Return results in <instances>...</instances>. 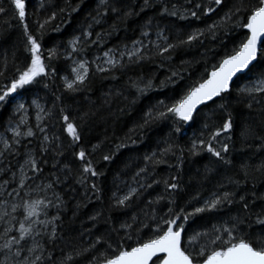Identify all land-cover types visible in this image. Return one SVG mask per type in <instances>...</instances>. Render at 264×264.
Listing matches in <instances>:
<instances>
[{"label": "snow or ice", "instance_id": "1", "mask_svg": "<svg viewBox=\"0 0 264 264\" xmlns=\"http://www.w3.org/2000/svg\"><path fill=\"white\" fill-rule=\"evenodd\" d=\"M188 2L192 4V8H184L181 11L176 5L169 8L167 0H161L160 15L166 14L173 17L179 15L181 19L191 16L200 20L202 15L215 13L218 7L222 6L224 0H210V4L207 6L199 2L193 3V0H188ZM121 3L122 0H99L95 15L90 16L91 22L86 27L80 28L77 34L67 42L64 58L71 61V79L69 74L60 76L64 82L65 90L76 93L86 86L92 65H95L97 73L112 72L117 67L125 68L127 66L124 57L128 58V63L138 64L150 59L153 52L157 56H164L184 46H190L204 37L206 33L211 34L215 39L217 32L228 33L237 28L245 29L247 30L245 35L240 39L238 45L233 47L230 54L226 53L218 61V64H213L210 71L206 68L201 79L187 86L178 98L169 97L171 103H166L163 99L158 100L145 112L143 123L129 131L143 130L158 120H167L170 117H176L183 122L193 121L194 113L199 110L198 106L207 107L208 102H211L215 107L210 110L211 116L203 125L207 134L202 130L198 136L192 138L187 149L178 143H170L166 139L167 146L165 148L161 149L159 153L153 152L146 155L144 160L147 164H152L154 170L155 165L166 163L163 157L171 153L172 156H175L176 167L179 169L183 163L185 151L193 156L206 151L215 158V163L231 165L232 160L228 157L233 150V144L230 142L235 124L231 82L234 78L246 76V83L237 89L236 97V103L246 101L244 106L248 110L241 129L242 143L248 147L255 144L256 151L264 152V0H233L231 7L218 21L208 25L206 29H194L184 39H180L178 36L175 42H169L171 38L165 34L166 30L157 24L156 40L145 45L143 38L149 36V31L153 27L154 18H149L142 26L141 39L132 41L131 48L124 45L119 53L115 49H108L103 52L102 56H97L92 60L77 59V56L83 55L89 44V39L93 35L91 31L93 25L101 24L102 19L109 13L115 14L123 20L140 14L131 7L124 11L122 7L116 6ZM79 7V4L76 7H71L69 3H66L65 7L59 8L58 11H52L51 15L44 20L34 21L37 28L33 32L26 22L28 16L26 0H0V16L8 17L3 23L7 25L10 20L19 21L25 37L24 51L30 57L22 62V66L16 68L10 84L0 87V105L6 106L15 101L19 90L25 89L26 86L38 85L48 76L55 78L57 69L51 68L50 62L58 57L59 50L55 46L48 49V62H46L42 50L45 30L50 22L57 19L58 14L63 15L65 12H67L69 20L62 22L70 23L72 13L77 12ZM150 7H152L151 0H143L140 11L143 12L145 8ZM44 8V0H39L37 12ZM56 30L58 31L59 27ZM104 35L106 33H95L96 39L92 40L91 44L102 43ZM221 47H224L223 43ZM12 56L15 59L16 53L13 52ZM166 58L170 60L171 56L168 55ZM187 63L189 62L182 61V65ZM7 64L8 56L5 53L4 66L7 67ZM49 68L51 71H47ZM64 71L67 72V69ZM0 76H4V72L0 71ZM177 78L183 79L178 71H172L165 80L160 82L159 87L164 88L169 84H176ZM130 84L140 95L154 87L153 80L150 78L145 81L143 76L130 80ZM44 87L47 88L48 85L44 84ZM56 101L61 104L64 102L60 95L56 96ZM31 106L37 109L35 130L28 122V108L25 103L16 101L13 104V117L19 115V119H10L5 134L0 135V158H4L6 153L12 156H23V161L17 162L18 169L12 172L13 180L17 183L16 187L7 193L11 199L0 198V264H78V259L84 258L85 254L91 256L88 264H264V208L255 214L254 223L261 227V231L253 236L250 231L252 223L249 221H252L251 208L254 203L250 204L248 193L240 194L239 190L240 186L246 184L250 178L255 180L257 175L264 177V159H261L258 164L242 163L237 172V176L242 174L241 179L226 178L228 185L233 186V191L213 192L209 198L204 199L199 207L193 208L190 212L186 211V206H190L193 201L199 203V193L185 201L184 206L180 205L179 200L185 192L182 179L179 172L176 175H170L163 180L167 196H158L155 201L148 202L147 207L150 211L144 213V220L140 219L138 213H133L122 221L118 228L113 227L107 233V238L97 236L87 247L74 246L73 237L69 236L66 239L61 234L65 230L61 217V211L65 210V202L54 188V185L60 182L59 178L55 177L53 173L52 176L55 178H49L46 183H34L35 180L41 179L43 176L41 164L47 163L46 159L41 161L38 153H47L55 149L57 155H63L61 151L63 145L56 143L60 137L50 136L49 129L42 126L46 117L52 118L53 110L46 111L44 106L39 103L38 96L32 100L29 107ZM56 106L54 102L53 109ZM89 116L90 113L85 112L79 117H73L69 106L59 108L58 119L63 121V131L71 136L73 144L82 141ZM173 131L180 132L181 129L174 126ZM7 132H11V137L7 136ZM22 137H38V149L32 147L31 140L27 145H22ZM129 139L131 138L129 137ZM18 145L24 147L23 153L18 151ZM125 146L121 142L116 148L119 150ZM99 147V144L93 145L89 151L81 146L80 150L74 153L80 162L77 183L84 185L86 192L96 193L97 199L100 198L101 189L95 182L89 186L87 181L90 178L103 175L96 170L94 161L90 158ZM114 155L115 152H112L103 155L102 159L110 161ZM158 155L160 159H157ZM64 167L71 172L69 165ZM3 170L0 168V171ZM212 171H214L212 167L205 166L206 173ZM146 173H148L147 166L135 173L133 183L137 186H129L125 194L112 193L113 204L110 205V210L129 209L132 201L141 195L139 189L152 186L145 185L138 179ZM29 181L32 183L30 184ZM153 183H160V181H153ZM9 184L8 180H4L2 186L6 189ZM219 187L223 188L224 185L221 184ZM49 192L51 196L48 195ZM251 195L255 197V191H252ZM237 196H239L238 200ZM163 199L168 200L167 212L158 215L153 205ZM259 199L264 200V196ZM225 204H237L240 206V211L235 216H229L223 222L212 225L211 229L194 231L186 242L183 240V235L187 231L186 224L192 217L202 213H216ZM80 207L81 205L78 203L77 210ZM51 208L56 209V215H49L48 210ZM73 215L75 216L76 212ZM100 216L101 213L96 212L88 217L93 222V227ZM108 219L111 220V217ZM67 227L70 230L71 224ZM145 229L149 230L152 235L147 239H141V233ZM87 231L90 233L91 229ZM121 231L124 232V235L120 236L119 240H114L112 233L119 235ZM133 232L137 239L135 245L131 246L126 242L132 241ZM83 238L84 233H81L80 239L83 240ZM201 238H204L206 243L201 244L197 251L195 244ZM60 242H63V246H59ZM98 245H106L105 250L93 255L92 253L96 252ZM58 246L59 256L56 255Z\"/></svg>", "mask_w": 264, "mask_h": 264}, {"label": "trees", "instance_id": "2", "mask_svg": "<svg viewBox=\"0 0 264 264\" xmlns=\"http://www.w3.org/2000/svg\"><path fill=\"white\" fill-rule=\"evenodd\" d=\"M202 3L209 5L210 0H193V3ZM45 8L37 12L39 0H26V11L28 13L26 22L31 31L35 32L37 25L34 23L37 19L44 20L51 15L52 11H58L59 8L65 7L69 3L71 7L80 5L77 12L72 13L70 23L64 24L62 21L69 20L67 12L58 14L57 19L49 23L45 30L42 41V50L47 61V50L52 47H57L59 55L54 58L51 63V68L57 69L55 78L48 76L41 80L38 85L26 86L25 89L19 90L18 95L25 99L28 106L37 96L39 103L44 106L45 110L52 109L53 116L51 119L47 117L42 122V126L49 129L50 136L56 135L60 137L57 144H62L61 151L63 155H57L56 150H50L47 153H38L41 161L47 160V163H42L43 176L41 179L34 181L35 184L46 183L49 178H59V183L54 185L55 191L59 193L64 202L65 210L61 211V217L65 225V230L62 235L67 239L73 237V245L77 247H87L91 241H94L97 236L107 238V233L113 227L118 228L119 224L130 217L133 213H138L141 220H144V213L149 212L147 207L149 201H155L158 196H167L163 180L170 175H176L179 172L182 179V185L185 192L179 200L180 205L184 206V202L197 193L200 195L199 203L193 201L190 206H186V211H192L193 208L199 207L204 199L209 198L213 192L233 191V186L228 185L227 177L241 179L242 174L237 176L240 165L244 162L258 164L261 159H264V152L256 151L255 144L248 147L242 143L241 129L243 120L248 114L244 103H236L237 89L246 83V76L235 78L231 83L232 110L235 117L234 131L232 133L233 150L229 153V159L232 160L231 165H222L215 163V158L211 154L201 152L199 155H191L187 151L184 153L183 163L177 169V160L171 153L163 157L166 163L155 165L153 170L152 164H147L144 160L146 155L159 151L167 145L165 140L170 143L175 142L183 146L185 149L190 145L192 138L198 136L203 130L207 134V130L203 129V125L211 116L210 110L215 107L211 102H208L207 107L199 106L198 111L194 113L195 119L189 122L180 121L176 117H170L167 120H158L152 123L147 128L139 131L130 132L137 125L143 123L145 112L154 105L158 100H165L166 103H171L169 97L178 98L187 86L198 82L205 69L209 71L213 64H218V61L227 53L230 54L234 46H237L240 39L245 35V29H235L234 31L225 33L223 31L216 33V38L209 33H206L200 40L194 42L190 46H184L177 49L175 52H170L164 56H157L154 52L150 59H146L138 64L128 63L127 57L124 61L127 64L125 68L117 67L112 72L97 73L92 65L91 74L86 86L82 87L76 93L67 92L64 88V82L60 76L70 75V60H65L64 54L67 42L73 35H76L78 30L86 27L90 23V16H94L97 10L99 0H44ZM169 8L176 5L177 8L183 11L184 8L191 9L192 4L188 0H167ZM233 0H224L222 6H219L215 13L202 15L200 20L191 16H186L181 19L179 15L173 17L169 15H160L162 6L161 0H151L152 7L145 8L140 11L143 5V0H122L121 4L116 5L127 11L131 7L139 15H133L126 20L118 18L115 14L109 13L102 19L101 24L93 25L91 31L92 37L89 39V44L85 48L81 58L92 60L100 56L108 49L119 51L124 45H132V41L141 39V30L144 22L149 18L153 19V27L149 31V36L145 38V45L156 39V25L166 30L165 34L171 39L169 42H175L179 36L180 39L186 38L187 34L194 29H206L208 25L218 21L219 18L231 7ZM8 17L0 16V71L4 72V76H0V87L5 84H10L11 78L15 74L16 68L22 66V62L30 57L24 51L25 37L23 35L22 25L18 20H10L9 24L5 25L3 21ZM57 27L59 30L57 31ZM95 33L105 34L103 42L93 45L92 40L96 39ZM144 39V38H143ZM148 39V40H147ZM223 43L224 47H221ZM16 53V58L13 59L12 53ZM7 53L8 64L4 66V55ZM170 55L171 59L166 57ZM182 61L189 63L183 64ZM51 68L47 71H51ZM67 69V72L64 71ZM172 71H178L183 79L177 78L176 84H169L167 87H159L160 82L165 80ZM143 76L145 81L153 80V89L140 95L135 88L131 87L130 80H135L137 77ZM115 77V78H113ZM205 78V77H204ZM44 84L48 87L45 88ZM174 89V91H173ZM63 97V104L56 101V96ZM107 100V102H106ZM56 107L53 109V104ZM15 101L8 103L6 106L0 105V135L5 134L6 127L10 119L17 120L18 115L13 117V104ZM219 103V101H217ZM69 106V111L73 117H79L82 113H90L87 121V127L84 129L82 141L78 144H73L71 136L63 131V121L58 119L59 108ZM27 119L35 130L36 124V109L31 106L28 108ZM219 114L217 113V116ZM215 118V117H213ZM180 127V132H174L173 127ZM22 126V131H23ZM11 137V132L6 133ZM129 137L131 139H129ZM22 145H27L29 140L32 141V147L38 149V137L27 138L22 137ZM223 140V137H221ZM135 141V143H132ZM123 142L126 146L117 150L116 146ZM99 144L100 147L91 155L94 161V166L98 172L103 175L90 178L87 184L97 183L101 189L100 198H96V193L85 190V186L77 183V178L80 169V162L76 159L74 153L80 150L83 146L89 151L93 145ZM22 145H18L17 149L23 153L25 151ZM115 152L113 159L104 161L103 155ZM255 152V155L253 153ZM157 159H160L159 155ZM23 161V156H12L5 154L4 158H0V198L11 199L7 196L16 187L17 181L13 180L12 172L18 169L17 162ZM57 166L54 167L53 165ZM65 165H69L71 172L65 169ZM172 165V167H169ZM147 166L148 173L142 174L138 179L145 185H152L150 188L145 187L139 189L141 195L132 201L129 209L110 210V205L113 204L112 193L117 192L118 195H123L128 191V187H136L133 183V176L141 168ZM205 166L212 167L214 171L206 173ZM55 174V177L52 174ZM67 177V178H66ZM8 180L9 186L5 189L3 181ZM160 181V183H153ZM31 184L32 181H29ZM224 187L220 188L219 185ZM240 194L248 193L250 204L254 203L251 208L253 213L252 229L250 231L255 236L261 231V227L254 223L255 214L264 208V200L259 197L264 196V177L257 175L256 179H249L246 184L240 186ZM255 191V197L251 195ZM23 195V192H21ZM51 196V193H48ZM239 199V196L236 197ZM81 207L77 210V204ZM153 207L157 210L158 215H163L167 212L168 200L163 199ZM143 210V211H142ZM178 210V209H177ZM22 211V210H20ZM240 211V206L237 204H225L216 213H202L192 217L186 224L187 231L183 235V240L186 242L188 237L194 231H203L211 229L212 225L223 222L229 216H235ZM49 215H56V209L48 210ZM76 212L74 216L73 213ZM100 212L95 227L93 222L88 219L89 216ZM126 213V215H125ZM111 217V220L108 218ZM71 224V229L68 225ZM91 229L89 233L87 230ZM84 233L83 240L80 239V234ZM124 232L119 235L112 233L114 240H119ZM152 233L145 229L141 233V239H147ZM137 236L133 232L132 241L126 242L131 246L135 245ZM206 243L204 238H201L195 244L198 251L201 244ZM59 246H63L60 242ZM59 246L56 255L59 256ZM115 247V244H113ZM183 246V245H182ZM106 245H98L96 252L98 254L105 250ZM191 250V249H190ZM90 255L85 254L84 258L78 259V264H88Z\"/></svg>", "mask_w": 264, "mask_h": 264}, {"label": "rangeland", "instance_id": "3", "mask_svg": "<svg viewBox=\"0 0 264 264\" xmlns=\"http://www.w3.org/2000/svg\"><path fill=\"white\" fill-rule=\"evenodd\" d=\"M155 36H156V34H155ZM156 39V38H155ZM148 40V39H147ZM143 42H145V38L143 39ZM132 47V45H130L129 46V48H131ZM123 49V48H122ZM121 49V50H122ZM121 50H119V51H121ZM119 51H116L117 53H119ZM100 56H102V55H100ZM77 59H80L81 57H76ZM94 67H95V65H93ZM69 78L71 79V76H69ZM16 101H22V102H24L25 103V105H26V107L27 108H29V106L26 104V101H25V99H23L20 95H16V97H15V102ZM33 107V109L35 108L34 106H32ZM36 109V108H35ZM29 111V110H28ZM36 111H37V109H36ZM19 119V115H18V118H17V120Z\"/></svg>", "mask_w": 264, "mask_h": 264}, {"label": "water", "instance_id": "4", "mask_svg": "<svg viewBox=\"0 0 264 264\" xmlns=\"http://www.w3.org/2000/svg\"><path fill=\"white\" fill-rule=\"evenodd\" d=\"M205 78H206V77H205ZM234 79H235V78H234ZM234 79H233V80H234ZM232 82H233V81H232ZM232 82H231V83H232ZM198 107H199V106H198Z\"/></svg>", "mask_w": 264, "mask_h": 264}]
</instances>
